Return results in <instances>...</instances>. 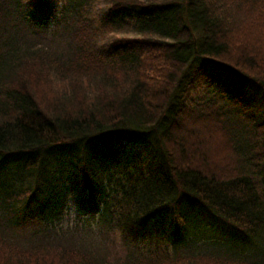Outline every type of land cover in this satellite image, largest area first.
I'll return each instance as SVG.
<instances>
[{
	"label": "trees",
	"instance_id": "trees-1",
	"mask_svg": "<svg viewBox=\"0 0 264 264\" xmlns=\"http://www.w3.org/2000/svg\"><path fill=\"white\" fill-rule=\"evenodd\" d=\"M59 1L0 0V264H264L138 243L264 230V0ZM68 193L124 257L53 229Z\"/></svg>",
	"mask_w": 264,
	"mask_h": 264
},
{
	"label": "rangeland",
	"instance_id": "rangeland-1",
	"mask_svg": "<svg viewBox=\"0 0 264 264\" xmlns=\"http://www.w3.org/2000/svg\"><path fill=\"white\" fill-rule=\"evenodd\" d=\"M63 5L64 2L62 0L56 4L57 17L60 16V10H62ZM126 18L131 19L129 16H126ZM52 25V27H50L51 29L55 27L54 22H52ZM240 92L242 93L243 91ZM245 95V97L250 100L254 93ZM253 100L261 104V97L259 95L256 99L253 98ZM257 114L259 117L263 116L264 108L259 109ZM126 150L129 155L133 152L138 153L140 152V145L128 144ZM15 172L16 171L12 170L13 174ZM79 198L80 195L77 193H68L65 207L62 208L61 213L54 220L50 221L53 229L56 228L55 230L60 232L63 228L64 231L69 230L73 232L77 237H85L89 230L83 227L81 222L90 220V223L94 226V228L91 229L93 236L96 235L95 237L107 241V250L112 258L124 257L127 249L123 244L124 241L120 233L117 231L110 233V236L106 239L100 237L99 235L101 234L97 226L100 212L97 209L94 210L93 214H91L90 211H81L77 203ZM36 210L37 206L35 204L30 209L33 213L25 215L22 219L23 221H20L21 223L19 222L22 228L31 230L32 228L29 229L30 226L38 224L37 220L40 218L35 215ZM192 214L193 217L196 218V222L194 226L191 225L187 228L183 241L170 238L172 230L168 226L162 228L159 225L151 224L146 227L143 232L140 230L138 238L139 246L143 248V250H146L149 245L152 244L150 246L151 248L158 246V248L165 249L171 254L211 252L264 262V230H262L259 235H250L209 217L203 209L194 210ZM37 226H39V224ZM163 234H165V240L162 238Z\"/></svg>",
	"mask_w": 264,
	"mask_h": 264
}]
</instances>
